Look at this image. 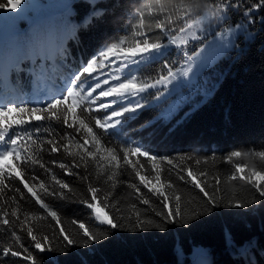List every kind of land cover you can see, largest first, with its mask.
Returning a JSON list of instances; mask_svg holds the SVG:
<instances>
[{"label": "trees", "instance_id": "1", "mask_svg": "<svg viewBox=\"0 0 264 264\" xmlns=\"http://www.w3.org/2000/svg\"><path fill=\"white\" fill-rule=\"evenodd\" d=\"M46 3L47 0H40ZM75 19L79 20L89 13V3H93V10L105 13L102 20H97L89 31L80 34L78 45L69 44V53L65 62L75 71L81 70L78 65L87 66L88 62L99 56L101 51H106L112 44H117L115 54L119 55L120 49L135 45L141 34L150 42L159 37L158 42L166 43L163 36L167 34L177 36L195 18L206 11L220 12L224 9L225 24L228 26L240 18L247 28L243 14L249 7L253 8L252 15L247 19L254 22L252 31L259 30L264 36V7L256 8L264 0H68ZM231 3L232 8H225ZM236 5H240L236 9ZM185 17L187 19L185 20ZM143 22V23H141ZM170 25L166 33L156 29V23ZM231 47L223 52L211 69H205L204 75H213L217 72L224 73L218 88L213 95L200 108L195 111L188 121L169 133L168 128L161 123L151 127L141 128L151 118L159 115L167 104L160 103L152 106L154 91L150 89L142 94L145 99V109L138 113L134 120L124 124L119 134L102 136L100 131L96 135L99 142L89 136L66 137L59 152H50L51 145L46 142L42 147L37 141L35 155L32 146L28 143L22 147L20 157L0 166L2 179L13 169H18L22 175H27L31 186L37 193H41L38 181H32L33 170L21 167L25 155L41 158L42 162L52 169L58 179L68 183L71 189H65L69 199L44 197L48 208H42L40 203L23 188L22 182L15 184L26 195L21 198L11 191H0V264H32L21 257L4 256L2 249L9 247L19 251V243H14L13 233L21 237V242L28 245L27 229H32L37 237L49 236L55 232L57 235H68L77 241V246L67 252L41 253L39 250L29 249L37 264H50V257L55 256L58 264H178L175 248L179 244L183 247L185 258L183 264H192L193 248L206 247L209 250L210 264H237L225 247L223 231L231 229L237 241L247 239L250 235L258 238L260 249H264V200H261L257 188L264 189V181H257L253 172L264 173V40L256 39L249 49L248 43L240 35ZM191 52L202 45V41L191 42ZM248 49L240 54L239 49ZM237 55L240 56L237 59ZM109 59L112 56L108 57ZM184 62L183 55L178 54L175 48L166 49L164 55L154 63L142 65L140 70L134 72L143 80L145 77L152 79L167 75L168 69L174 70ZM167 64V67L165 65ZM23 88L22 91H29ZM110 98H101L107 101ZM199 99V97L197 98ZM172 100H168V104ZM99 101L92 105L91 112L96 116L102 115L98 109ZM116 107V106H113ZM63 108V107H62ZM190 110L185 106L175 117L179 119L184 111ZM77 123L80 108L77 107ZM39 114V113H38ZM70 123L73 122L71 113L66 114ZM17 118L28 120L30 116L17 114ZM31 124L49 127L56 135L51 137L42 135V139H53L59 143L60 136H65V127L55 120L30 121ZM27 130H32L27 125ZM71 132V129H67ZM151 133V135H150ZM33 139H36L35 137ZM87 144H84V141ZM140 146L149 153L148 157L130 155L128 160L123 159L126 148ZM67 149V152L64 149ZM239 152V156H233ZM91 153V155H89ZM156 156L155 160L151 157ZM83 157V159H82ZM115 157V159L113 158ZM167 157V159H164ZM230 158V159H229ZM55 160V164L50 161ZM171 160V164H169ZM64 163L78 176H69L59 168ZM81 164L75 168V164ZM242 166L243 171L236 168ZM157 170L160 172L159 181L156 180ZM188 170L193 172L196 179L201 182V187L213 196V204L217 205L211 212L199 216L196 220L185 224L180 217H175L174 223L164 222L162 217H157L156 212H168L175 207L176 198H180L182 215L187 218L192 213L204 212L207 197L203 196L199 188H193L196 181L187 175ZM35 175L45 184L50 183V174H45L37 165ZM146 175L152 184H155L164 196L167 207L160 208L157 195L149 192L139 182L135 172ZM201 173L204 175L202 176ZM185 176L180 180L179 176ZM19 180V178H17ZM8 183L7 180L4 181ZM135 184L139 192L131 187ZM4 185H0L3 189ZM97 189V200H91L90 188ZM151 187V185H149ZM143 199H149V204H143ZM100 203L113 223L123 225L117 229L100 225L95 220L94 210L88 209L85 203ZM255 215L249 214V208L229 207V205L245 204L251 201ZM102 202V203H101ZM111 209V210H110ZM16 215L12 216L11 213ZM51 211L57 212V217L50 216ZM7 213V215H6ZM4 219H9L10 224L5 225ZM59 220V223L56 221ZM148 221L160 223L161 229L153 228ZM75 222V223H74ZM84 223L93 237L99 239L88 246L82 242L83 230L79 224ZM250 224L251 228L246 227ZM146 228V231H129L134 226ZM65 228L64 233L59 229ZM62 241H44L42 247H58ZM255 264H264V255L258 250L253 257Z\"/></svg>", "mask_w": 264, "mask_h": 264}, {"label": "snow or ice", "instance_id": "2", "mask_svg": "<svg viewBox=\"0 0 264 264\" xmlns=\"http://www.w3.org/2000/svg\"><path fill=\"white\" fill-rule=\"evenodd\" d=\"M239 7L240 5H236V9ZM255 7H264V3H258ZM89 8V13L76 20L74 18L76 14L70 10L71 5L68 0H47L46 3H41L40 0H0V116L15 112L34 117L35 121L55 120L65 127L66 133L65 136H60L59 143L53 139L44 141L42 135L49 137L56 135L54 130L49 127L31 124L30 121L25 119L14 120L7 123V127L0 130V142H3L6 146H17V142H23V137H26L35 155L38 146L37 141H39L40 147L45 142L51 145L48 151L53 153L61 150L60 145H63L66 137H74V135L81 137L90 135L93 140L99 142V137L96 135L97 131L102 130V136L119 134L125 123L137 118L138 113L145 109V103H142L145 97L142 94L147 93L150 89L155 90L153 94L155 100L152 106L165 103L167 107L159 115L143 124L141 128L161 123L162 126L168 128L169 133H172L191 119L193 113L218 88L224 73L217 72L213 76L204 75V71L213 67L219 56L223 54L225 46L218 45L213 48V45L209 44L207 48L200 52H195L193 49V54L185 53L184 58L187 61V67L179 74L185 79L178 83H173L177 80V75L170 69H168L166 76L161 75L156 79L145 77L141 80L139 76L133 73L139 71L142 65L154 63L159 57L164 55L165 50L170 45L179 46L189 43L188 38L178 39L175 35L169 38L167 34L163 36L167 43L158 42L159 37L150 42L148 38H144V35L141 34L134 46L120 49L119 55L115 54L118 48L117 44H112L106 51H101L99 56L89 61L86 67L81 65V70L72 73L67 79L63 80L62 91L56 95L51 94L49 85L59 76V66L69 53L67 45H78L81 40L80 34L89 31L93 24L97 20H102L105 15L101 10H93L92 2L89 3ZM225 8H232V4H225ZM220 11L223 13L224 9L222 8ZM252 12L253 8L249 7L243 14L247 23L246 29L245 24L240 23L239 17L229 25V27L235 28L237 32L245 29L247 35L243 39L248 43L249 49L257 38L264 40V36L260 35L259 30L252 31L254 22L247 19L252 15ZM186 19L187 17H185ZM203 20L204 18L202 17L201 20L197 21V25L203 23ZM261 23H264V19H262ZM155 27L161 33H166L171 26L160 22L156 23ZM191 27L189 25V35H191ZM176 31L183 34L185 29L180 27ZM237 39H240V37L238 36ZM231 49L236 50V45H231ZM247 50L240 48L238 51L240 54H244ZM109 54H113L111 59L108 58ZM236 58L239 59L240 56L237 55ZM165 67H167V64ZM169 85H171V89ZM23 88H30L37 106L29 107L28 103L25 102H21L20 106H17L15 99L20 95ZM41 97H44V99L41 100ZM198 97L199 99H197ZM101 98L110 99L105 102ZM169 98H172V103L170 104H168ZM69 99H71V103H68ZM98 101V109L102 110V115L99 117L91 112L92 105ZM61 106L64 107L62 108ZM185 106H190V110L184 111L179 119H175ZM77 107L80 108V116L82 117L78 119V123ZM67 113H71L73 117L72 123L67 119ZM24 125H29L32 130L22 129L23 136L17 134L13 137L8 134L9 130L13 129L14 126ZM67 129H71V132H67ZM34 137L36 139H33ZM84 144H87L86 140ZM24 151L23 148L20 149V152ZM64 151L67 152V149L65 148ZM13 152L14 149L3 151L0 153V159L13 157ZM20 152L15 153V158L20 157ZM134 154L149 156L147 151L142 153L141 147L135 146L124 150L123 159L128 160V157ZM232 155L239 156L240 153L233 152ZM113 158L115 159V157ZM151 159L155 160L156 156H152ZM164 159H167V157ZM168 162L171 164V160ZM50 163L55 164L56 161L51 160ZM37 165L45 174H50L49 184H45L43 180H39V177L35 175L34 170ZM74 166L75 168H80L81 164L76 163ZM21 167L33 170L31 179L39 182V187L42 191L37 193L31 186L27 175H22L18 169H13L12 171H15V175H11L10 172L8 176L0 179V185H4L0 191H11L14 194L13 200H15L16 195L21 198L26 195L20 188L15 187L18 182H22L23 188L32 197L36 198L42 208H48V205L44 203V197L69 199L68 193L64 191L68 189L69 193L71 192L69 184L58 179L52 169L42 162L41 158H33L26 154ZM59 168L64 170L69 176H78L80 179H84V177L79 176V173L72 171L64 163H60ZM236 168L243 171L242 166L239 164L236 165ZM2 175V170H0V176ZM135 175L139 177L140 184L147 188L149 192L155 190L153 194L157 195V199L160 201L159 207H167V203H165L167 197L164 196L163 192L155 184H152L146 175H141L139 171H136ZM187 175L192 177L193 181H196L193 188H199L203 196L208 198L205 201V211L196 212L192 210V213L185 218L182 215L180 198L177 197L173 209L166 213L162 211L155 213L157 217H162L164 222L174 223L175 217H180L182 222L187 224L196 220L199 216L211 212L217 206L212 202L213 196L201 187V182L196 179L191 170H188ZM201 175L203 176L204 174L201 173ZM252 175L257 178V181H264V173L253 172ZM159 179L160 172L157 170L156 180L159 181ZM179 179L183 181L186 178L180 175ZM5 180L8 181L7 184L4 183ZM131 187L139 192V188L135 184H132ZM257 190L261 200H264V189L257 188ZM89 191L92 193L91 200H97V189L92 187ZM81 202L85 203L88 209L94 210V218L99 221L100 225L110 226L109 233H111L112 229L123 227V225L113 223V220L108 218L106 212L103 215L101 214L103 209L100 207V203H89L87 200ZM149 202V199H143V204L148 205ZM256 203L258 201L253 200L249 205L237 203L234 206L229 205V207L249 208V214L255 215V210L251 208V205ZM11 215L15 216L16 213L13 211ZM50 216L55 219L57 212L51 211ZM56 222L59 223V220ZM3 223L8 225L10 220L4 219ZM147 223L153 228L162 230L160 223H153L152 221ZM79 227L83 230L82 242L84 246H88L99 239V237H93L90 234L84 223H80ZM246 227L250 229L251 225L246 224ZM128 230L135 232L137 230L146 231L147 229L139 228L137 225ZM65 231V228L59 229L60 233ZM13 236L14 243H19L21 250L13 251L9 247H4L2 249L3 255L11 257H21L23 255L24 261L30 260L32 264H37V260L29 251L30 248L39 250L41 253L50 254L67 252L72 247L77 246V241L69 238L68 235H57L54 232L51 237L45 235L38 238L30 228L27 229V237H30L27 246L21 242L19 235L13 233ZM223 238L226 249L237 264H255L253 257L258 250L261 255H264V249H260L258 238L255 235H250L245 240L237 241L229 228L223 231ZM51 240L62 241L63 243L58 247H42L44 241L51 242ZM192 252V264H210L208 260L209 250L206 247H194ZM175 255L178 258V264H183L185 253L183 247L179 244L175 248ZM50 264H58L55 256L50 257Z\"/></svg>", "mask_w": 264, "mask_h": 264}, {"label": "rangeland", "instance_id": "3", "mask_svg": "<svg viewBox=\"0 0 264 264\" xmlns=\"http://www.w3.org/2000/svg\"><path fill=\"white\" fill-rule=\"evenodd\" d=\"M202 17L204 18L203 23L197 25V21L201 20ZM225 15L223 13L220 12H215V11H206L204 12L202 15H200L199 17L195 18L193 21H191L188 26L185 28V32L179 33L176 37L178 39H182V38H188L189 39V43L190 45L191 42L193 41H202V45L199 47H196L194 50L195 52H200L201 50L205 49L208 47L209 44L213 45V48H215L218 45H223L225 46L224 51L229 49L232 45V42L237 39L238 36L242 35V36H246L247 32L245 31L246 29V25H245V29H241L239 32H237L235 30V28L233 27H229V25L227 26L225 23ZM244 24V23H242ZM189 25H191V35H189ZM217 25H219V27H217ZM167 43V42H166ZM188 44L185 45H179V46H168L167 49H170L172 47L175 48L176 53L178 54H182L183 55V59L184 62L181 66L175 68L174 70H171L173 73H175L177 75V80L174 81L173 83H178L179 81L185 79L184 77L180 76L179 74L183 71V69L185 67H187V61L184 58V54L187 53L189 55L193 54V52H189L188 50L190 49V45L187 46ZM113 54H109V56L111 57ZM69 68H64V69H60L59 68V76L58 78L49 85L50 89H51V94L56 95L58 94L60 91L63 90V80L67 79L70 75H72L73 72H69L68 71ZM72 70V69H71ZM169 88L171 89V85H169ZM24 92H22V94H20L18 96V98L15 99V103L17 104V106H20L21 102H25V103H31V104H36L35 99L32 96V92L30 95H25L24 96ZM67 93H65L66 95ZM41 100L44 99V97L40 98ZM151 100H155L154 96L150 97ZM169 100L171 101L172 98H169ZM6 102V101H5ZM64 107V106H62ZM12 114H14V112H11ZM11 113H7V115L4 117L5 119H7V122L9 123V118ZM3 116H0V121L2 119ZM2 126L0 125V130ZM13 155L16 153L15 147L14 146H6L3 142H0V153H2L5 150H13ZM142 153L144 152V150L141 148ZM10 157H8L7 159H0V163L8 160Z\"/></svg>", "mask_w": 264, "mask_h": 264}]
</instances>
